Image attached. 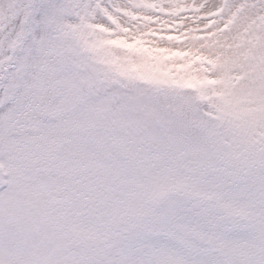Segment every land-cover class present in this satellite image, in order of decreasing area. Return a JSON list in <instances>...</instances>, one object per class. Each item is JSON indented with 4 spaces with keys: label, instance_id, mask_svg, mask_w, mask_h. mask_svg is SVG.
<instances>
[{
    "label": "snow or ice",
    "instance_id": "snow-or-ice-1",
    "mask_svg": "<svg viewBox=\"0 0 264 264\" xmlns=\"http://www.w3.org/2000/svg\"><path fill=\"white\" fill-rule=\"evenodd\" d=\"M0 264H264V0H0Z\"/></svg>",
    "mask_w": 264,
    "mask_h": 264
}]
</instances>
